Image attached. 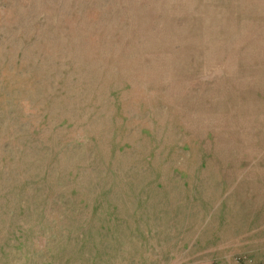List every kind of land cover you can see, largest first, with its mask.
<instances>
[{
    "label": "rangeland",
    "instance_id": "obj_1",
    "mask_svg": "<svg viewBox=\"0 0 264 264\" xmlns=\"http://www.w3.org/2000/svg\"><path fill=\"white\" fill-rule=\"evenodd\" d=\"M253 167L264 0H0V264Z\"/></svg>",
    "mask_w": 264,
    "mask_h": 264
},
{
    "label": "crops",
    "instance_id": "obj_2",
    "mask_svg": "<svg viewBox=\"0 0 264 264\" xmlns=\"http://www.w3.org/2000/svg\"><path fill=\"white\" fill-rule=\"evenodd\" d=\"M249 172L218 177L191 203L162 191L163 202L132 208L128 221L77 216L67 239L50 235L40 250L35 238L19 264H264V167Z\"/></svg>",
    "mask_w": 264,
    "mask_h": 264
}]
</instances>
